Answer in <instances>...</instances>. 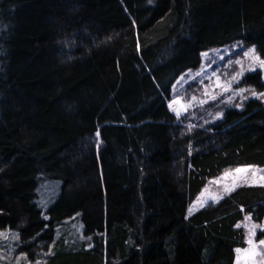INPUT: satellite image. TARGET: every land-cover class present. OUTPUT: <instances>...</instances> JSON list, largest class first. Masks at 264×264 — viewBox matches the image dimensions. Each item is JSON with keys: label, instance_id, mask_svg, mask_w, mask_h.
Instances as JSON below:
<instances>
[{"label": "rangeland", "instance_id": "1", "mask_svg": "<svg viewBox=\"0 0 264 264\" xmlns=\"http://www.w3.org/2000/svg\"><path fill=\"white\" fill-rule=\"evenodd\" d=\"M56 1L0 0V131H5L10 123L14 125L11 133L14 140L11 137V141L4 140L8 137L0 132V141H5V146L0 149V187H8L12 182L9 174L14 173L15 165H18L16 174L21 171L17 176L23 173L25 179L22 190L0 197V264H58V254L53 253V247L69 244L75 236L87 240L92 235L107 237L108 234L117 238L115 245L119 250L106 252L109 264H264V244L260 243L264 240V159L251 142L255 135L264 134V0H110L115 15L136 34L135 54L141 56L142 61H139L145 74L137 73V79L144 77L152 88L149 95L153 97L144 101L146 97L139 87L140 104L133 107L120 104L117 94L121 84L111 77L108 78L112 82L111 88L106 85L101 98L89 93V102L80 97L73 98L69 87L57 86L60 95L55 112L70 118V123L78 129H84L82 134H91L95 153H102L103 157L107 143L102 135H109L113 129L137 131L152 125L150 119L138 121L136 115L157 118V124L168 123L172 128L177 127V131L179 128L196 129V141L190 149V161L184 174L186 198L177 202L175 196H165L166 200L173 201L170 207L173 215L169 217L155 215L162 208L154 198L146 199L149 204L147 215L139 225L137 238L127 243L128 247L126 242L132 237L135 224L129 213L133 200L122 198L126 205L121 217L113 214V199L108 200L107 195L103 211L94 216L83 205L71 204L76 197L81 202V196L75 187L68 186L72 167L62 163L64 143L59 142L54 147L53 128L45 122L54 119L53 110L44 108L43 115H38L39 120L44 117L42 124L37 126L39 129L34 128L31 121L17 122L18 119L13 118L15 112L12 109L17 106L14 96L22 93L15 92L9 86V76L3 78V75L6 70L9 73L8 65L12 63L15 66L10 69L18 75L26 73L25 68L20 70L21 66L33 65L34 83L44 71L50 72L52 61L42 65L34 50L38 41L49 36L46 22L54 15L52 7ZM83 1L85 16L100 26L99 8L105 0ZM44 4L45 8L48 6L47 10L40 11L38 6ZM48 9L53 11L48 13ZM211 11L214 15L198 24L200 15ZM248 13L252 17H248ZM186 15L189 18L186 30L189 42L177 50L169 46L165 63L152 66V59L158 53L156 49L170 45L171 35ZM37 22L44 30L42 35H39L41 30L32 31V24ZM220 26L226 27L220 30ZM21 29L30 33L18 42V48H25L23 54L18 55L12 50L10 41ZM51 34L49 40L53 42ZM142 46H147V50L143 49L139 54ZM111 49L114 50L106 45L98 48L90 60L102 50H109L110 57ZM183 49L191 50L189 62L180 61L170 71L157 75L164 64L170 65L182 55ZM108 58L94 64L97 74L104 71L103 66L106 67L104 75L111 74L112 60L104 64ZM77 63L70 65L63 77H72V69L78 68ZM114 69L119 72L116 64ZM49 75L48 80L52 82L54 78ZM191 83L197 85L194 90L187 85ZM39 86L41 89L34 101H40L46 90L42 84ZM49 86L54 88V83ZM81 90L77 86L78 93ZM151 101L168 110L161 113L155 106L150 111L148 102ZM208 101L212 102L206 104ZM20 110L16 113H24ZM85 112L88 115L83 118ZM34 137H45L47 143L53 144L47 153L52 160L47 154L21 146V138L33 140ZM22 158L36 168L27 173L23 171ZM205 158L210 162L202 166L200 161ZM129 164L126 167H131ZM237 169L241 171L237 172ZM155 177L158 179L154 183L156 186L163 184L160 172ZM40 182L44 184V205L49 204L46 207L34 204ZM128 186L123 189L126 194ZM257 193L262 195L257 198ZM191 217H228L232 243L225 246L223 239L220 242L210 240L211 243L206 234H191L185 225ZM172 233L174 248L173 259H170L164 240Z\"/></svg>", "mask_w": 264, "mask_h": 264}, {"label": "trees", "instance_id": "2", "mask_svg": "<svg viewBox=\"0 0 264 264\" xmlns=\"http://www.w3.org/2000/svg\"><path fill=\"white\" fill-rule=\"evenodd\" d=\"M103 4L104 5L99 8L100 26H97V23L91 17L85 16L83 13V0H57L54 7L50 6L54 10V15L50 21L47 20L46 22V26L49 29V36L38 41L37 48L34 50V53H38L37 57L42 65L50 64L48 61H52V64H50L51 73L44 71L38 78V82L46 88L40 98L41 102L34 101L37 100L35 97L39 93L41 85L39 86L37 81L36 83L33 81L35 79L32 74L33 65L21 66L20 70L25 68L26 73H19L18 75V73L14 74L11 71L10 67L12 68V65L15 66V63H12L8 65L9 73L6 70L3 78L6 75L9 76V86H12L15 92L22 93L20 96H14V99L17 100L15 102L17 106H14L12 110L15 112L13 118L18 119L17 122L21 120L31 121L32 126L35 128L38 124H42L44 120V117L40 120L38 119V115H43V109L50 108L53 110L55 115L54 119L45 122L50 124L53 128L54 147L59 142L64 143L63 146L66 149L62 155V163L65 162L72 167L68 186L75 187L81 196V202L79 201L80 199L76 197L71 201L72 205L74 203H76L75 205H83L84 209H87L91 212V215L94 216L103 211L107 195L108 200L113 199L111 202L112 208H115L113 214L116 215L115 217H121L124 214L122 210L123 206L126 205L122 198L128 197L133 200L129 206V213L131 217H134L135 224H133L132 227V237L126 242V247H128L127 243L137 238L139 225L147 215L149 204L145 202L146 199L154 198L155 203L162 208L155 215L161 217L165 214L164 217H169L173 215L172 208H170L173 205V201L166 200L165 196L168 198L175 196L177 202L183 201L186 198L187 186L184 174L190 161V149L196 141L197 134L196 129H189L186 131L179 128L180 130L177 131V127L172 128L168 123L157 124V118L153 119L147 116L143 118V116L139 117L136 115L135 119L139 118L138 121L150 119L149 121H151L152 125L149 127L145 126L137 131L113 129L110 131L109 135H102L107 143V147L104 151L105 156L103 157L102 153H95L91 134H82L84 129H78L70 123V118H64L55 112L54 109H57L55 104L59 101L60 95L57 86L60 88L63 86L65 88L69 87V94H72L73 98L77 99L80 97L79 99L82 98L89 102V93H95V96L101 98L103 93H105L104 87L107 85L108 88H111L112 82L108 79L110 77L111 79L115 78L117 83L120 82L121 84L120 92L117 94L119 102L121 101L120 104L124 103L127 107L140 104L141 97L138 89L139 87L141 94H144L146 97L143 98L144 101L146 99L147 101L151 100L153 97L149 95V93H152V88L148 85L144 77L140 80L137 79V73L141 74V76L145 74L140 63V61H142L141 56L138 57L135 54L137 37L134 30L115 15V10L110 0H105ZM47 7L45 8L44 4L42 7L38 6V9H40V11L44 10V8L47 10ZM53 10L48 9V13ZM251 13H248L247 16L252 17ZM213 15V11L201 14V18L197 21L198 24L205 23V20ZM188 24L189 18L186 15L184 19L180 20L177 28L171 35L172 40L170 45L166 47L165 45L163 47L159 46L156 49L158 55L156 54V56L153 57L152 66L155 65L157 67V65L161 66L165 63L169 55V46L172 47V50H177L178 47H185L186 43L189 42L186 34ZM32 26H34L32 31L33 29H37L39 30L38 32L41 30L39 35L44 34V30L42 31V26H40L38 22L36 25L32 24ZM220 27L221 30L226 26ZM28 32L30 33L27 29H21L18 36H15L16 38L10 41L12 50L15 54H23L25 48L22 46L18 48V42L22 37L28 34ZM51 33H53V35ZM50 34L52 37L54 36L53 42L49 40L51 39ZM197 34L200 33L198 32ZM210 34H212V31ZM203 36L206 35L203 34ZM104 45L114 49H111L112 55L109 57L111 52L109 53V50H102L90 60V56H92L94 51H98L97 49ZM143 49L147 50V46H142L141 50L138 49V53L140 54ZM181 54L182 55L175 60L171 61L170 65L164 64L162 68H160V70H162L157 73V75L162 74L163 71H168L170 68L173 69V66H175L174 64L177 66L180 64V61L189 62V58L192 55L191 50L183 49ZM105 57H109L104 62L106 65L112 60L113 71L111 74L106 73L104 75L106 67L103 66L104 71L102 72L100 70V74H97V67H95L94 64L99 62L103 63L102 60H104ZM74 58H76V60H73ZM74 62H78V68L72 69V77H63L64 74L68 73L70 69L69 66L74 64ZM91 63L92 65L89 67ZM115 64L118 66L119 74L115 72ZM44 68L48 69L45 65ZM76 71H78V73ZM49 74L54 78L52 81L54 83V88L51 86L48 88V85L52 83L48 80ZM76 84L78 87L82 88L80 93L77 91ZM187 85L189 89L192 90L197 86L195 83ZM211 102L212 101H208L206 104H210ZM144 104L145 102H143V105ZM148 104L150 105L148 106ZM148 104H146V106H148L150 111L156 106L157 110L161 111V113L164 112L159 103L151 101V103L148 102ZM17 110L24 113H16ZM82 115L84 116L83 118H86L88 112L82 113ZM13 126L14 125L10 123L6 126L5 131H0L8 137L4 138V140L9 139L8 141H11V138H14L11 134ZM37 128L39 129V127ZM233 138L234 136L231 139L233 140ZM4 140L0 141V149L5 146ZM251 142L255 151L264 159V134L260 136L255 135L252 137ZM20 143L22 147H31L35 153L39 154H47L48 147L53 145L47 143L45 137H40L38 139L34 137L33 140L21 138ZM130 153L134 154V156L132 157ZM47 156L49 160L53 159L50 154H47ZM208 158L201 160L200 164L202 166L206 165L208 161L210 162ZM119 160L120 163H118ZM18 161L20 162V160ZM128 163H130L129 165H131V167H126ZM20 165L23 171L26 170V173L30 171L31 168H36L33 163L30 164L28 161L23 160V158L21 159ZM16 166L18 165L14 166V173L9 174L12 180L9 186L0 187V197L1 195L5 196V194L11 195L15 193L13 191L17 192L18 190H22L25 186L23 173L17 176L21 171L16 174ZM99 168L101 173L99 172ZM159 172L161 173V181L163 184H158V186H156L154 183L158 179L155 176ZM127 185H129V188L126 194V191L123 189L124 186L127 187ZM43 193L44 184L40 182L36 187V198L34 200L36 206L46 207L49 205H44ZM261 195L262 194L257 193L255 197L259 198ZM11 205L13 206L14 204L11 203ZM59 209L63 210L61 207ZM229 221L228 217H191L190 221L185 225L191 234H206L209 241L211 240L212 242H220V240L223 239L226 246L232 243L231 235H233L230 230ZM182 225L185 226L184 223H182ZM130 228L129 230H131ZM164 241L165 250L170 259H173V233L166 236ZM116 242L117 238H114L111 234H108L107 237L92 235L88 237L87 240L75 236L71 243H60L58 247H53L52 251L58 254V264H109L110 260L106 258L105 254L106 252H119L115 245ZM202 247L203 243L200 244L199 248L201 249ZM182 248L183 250L185 249L184 247ZM122 251L120 255H122ZM199 262L200 261H197V263Z\"/></svg>", "mask_w": 264, "mask_h": 264}, {"label": "snow or ice", "instance_id": "3", "mask_svg": "<svg viewBox=\"0 0 264 264\" xmlns=\"http://www.w3.org/2000/svg\"><path fill=\"white\" fill-rule=\"evenodd\" d=\"M236 171L239 172V171H241V170H240V169H237ZM238 226H239V225H238ZM260 243H261V244H264V240H261Z\"/></svg>", "mask_w": 264, "mask_h": 264}, {"label": "crops", "instance_id": "4", "mask_svg": "<svg viewBox=\"0 0 264 264\" xmlns=\"http://www.w3.org/2000/svg\"><path fill=\"white\" fill-rule=\"evenodd\" d=\"M166 109H167L166 107H163V110H164V111H166ZM167 110H168V109H167Z\"/></svg>", "mask_w": 264, "mask_h": 264}]
</instances>
